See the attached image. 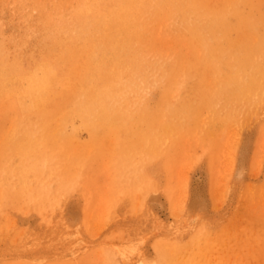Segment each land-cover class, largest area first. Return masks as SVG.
I'll return each instance as SVG.
<instances>
[{"label":"rangeland","instance_id":"1","mask_svg":"<svg viewBox=\"0 0 264 264\" xmlns=\"http://www.w3.org/2000/svg\"><path fill=\"white\" fill-rule=\"evenodd\" d=\"M241 1L243 2L241 3ZM7 2L10 3L8 4ZM151 2L149 1L150 5L155 3L151 4ZM102 3L103 0H84V2L83 0H0V71L4 73V76L0 78V139H2L0 140V174L3 173L0 175V264H139L140 262V264H264V84L262 83L264 75L263 80H258L261 82L259 85L254 86L249 93L238 97L239 99L237 98L225 104L223 99L217 97L212 100V104L211 99L215 95V91H218L224 85L225 77H227L224 73L229 75V70L222 66V70L223 68L225 69V72H222L223 75H215L211 71L210 66L207 65V59H203L204 55L202 56V53H189L191 51L186 44L189 35H186L187 29H184L185 22L176 16L178 13L175 9L164 5L160 10H153L152 7H149L144 11L145 14L140 15V17L144 16L142 18L139 17V23L142 27L141 34L146 32L144 36L147 35V38L143 40V43L146 44L141 43L137 47L136 58L138 62L135 71L125 67L116 69L115 66L108 65L109 67L107 66L105 73L106 77L97 87H94L98 67L95 63L97 58V47H95L97 41L95 40L97 39L94 30L95 26L92 22L95 20L96 15L101 12V9L104 8L101 5ZM231 3H233L234 9L236 8L235 10H239L242 20L235 15H231V18L229 17L230 22L228 21L225 39L229 42H235V45L242 43L241 48L252 45L257 48L263 44L259 49L264 50V16L260 14L264 12V0H232ZM253 3L254 5L252 6ZM24 6L25 8L23 9ZM104 6L110 7V0H107ZM78 8L80 9L77 10ZM116 10L119 11L118 8ZM120 11H123V9ZM169 11L173 12L170 13ZM248 12H251L250 15H248ZM165 13H170L167 16L171 20L174 19V21L166 17ZM88 15L89 18H87ZM136 15L137 13L134 16ZM155 15L158 17H155ZM163 16L167 18L165 19L167 21L161 20ZM248 16L251 17L246 18ZM258 17L261 20L259 22L256 20ZM88 19L92 22L90 23V20L88 22ZM140 19L145 20L141 21ZM246 19L250 21L252 19L254 23L250 21L248 23ZM244 21L246 22L245 24L243 23ZM15 22L19 23L16 24ZM230 23L234 25H230ZM163 24L166 26L165 28ZM174 25H177L179 30L176 27L173 29ZM253 25L254 27H251ZM84 26L86 29H84ZM1 27H4V30ZM151 27H153L152 30ZM250 27L251 30H249ZM80 28L83 30L81 31ZM144 28L146 31H144ZM254 28H256L257 33ZM147 31L150 33V37ZM169 31L170 33H168ZM82 33L85 36L90 34L89 39L91 41L79 38L78 35H82ZM247 33L250 35L252 33V35L250 36ZM7 35L8 38L6 37ZM260 37H262V40ZM159 39L161 40L160 42L158 41ZM256 40L257 44L261 42L258 46L254 42ZM259 40L261 41L259 42ZM172 42L175 44L174 47L170 46L173 44ZM78 47L79 49L82 48L79 50ZM90 47L93 48L91 49ZM82 49H84V52ZM168 50L171 52H168ZM160 51L163 52L161 53ZM140 53L143 55L141 56ZM232 53L233 56H231ZM230 56L231 59L229 58ZM71 57L72 61H70ZM200 57H202V60ZM233 57H235V53L228 49L225 53L224 61H232ZM151 59H154L156 63L153 62L154 60L151 61ZM257 59V63L264 64V56L260 54ZM172 62L177 68L179 65H187L186 67L193 76L191 81L188 79L183 81L182 78L181 81L174 85L165 82L164 73L165 75L166 73H173V71L171 72ZM140 63L141 65L143 64L142 71H140ZM65 64L68 69L64 66ZM188 64H191L192 67ZM50 68L52 75L56 76L57 81L60 83L56 87L57 90L55 88L57 92L55 93L56 95L54 94V98L50 97V102H45L46 109H33L32 112V109L23 108L20 104V99L21 101H26V103L28 101L24 95L28 80L36 74L39 75L42 72L51 71ZM163 71L165 72L162 74ZM147 73L150 74L148 75ZM198 78H200V81ZM132 80L138 81V83L134 82L133 85L130 83ZM4 81L5 83H3ZM119 81H124L122 82L124 84L116 85ZM145 82L148 84H145ZM129 84L132 86H127ZM103 88H114L115 96L117 94L114 104L122 110L119 115L117 114L114 118L105 115L102 117L103 119L98 117V120L93 113L88 115L89 117L85 116L86 118H83V120L79 116L76 118L70 115L81 101H85L87 98L91 99L95 90L98 91ZM196 89L198 92H196ZM204 89L205 92L201 93ZM125 90L126 92H124ZM11 92L13 93L11 94ZM60 93L62 95L59 96ZM123 97L125 100L122 99ZM129 97L131 98L128 100ZM159 99L160 102L158 101ZM198 99L200 101L197 105L195 102H198ZM138 100L141 104H138ZM130 102L131 105H129ZM208 103H210V107ZM194 105L196 108H193ZM128 106L132 107L129 108ZM180 106H184V108L188 106L189 109L186 108L184 112L186 114L189 112L190 118L192 116L196 121L180 114L174 115L171 113L175 107ZM233 107L234 109L232 110L231 108ZM131 108H133L132 111ZM168 108H170L169 112ZM162 109L165 111L163 110V112ZM42 110L46 113L41 114ZM124 110L127 111L126 114ZM193 111L196 112L194 113ZM151 113L156 116H151ZM161 113L166 116L163 117ZM216 113L219 114L217 115L218 117ZM220 113H222L221 116ZM226 113L227 119L223 120L224 117L226 118ZM127 114L131 116L128 118ZM223 115L225 116L223 117ZM118 116L121 118L119 119ZM182 116L184 119H182ZM158 117L160 118L158 119ZM165 117L169 119H165L167 122L164 120ZM124 118L127 121H124L126 120ZM171 118L172 120L170 121ZM21 119L24 122L22 124ZM180 120L187 121L181 122ZM173 121L176 124L178 123V126ZM187 122L189 125L186 126L184 123L188 124ZM139 123L141 124L139 125ZM198 124L201 127H198ZM211 124L213 126L215 124V127ZM163 125L164 127L167 126L168 129L167 127L163 128ZM231 125L232 127H230ZM53 127H57L55 128L57 130L55 131ZM179 128H183L184 131L182 129L178 131ZM145 134L147 135L144 136ZM177 134H179L178 137H176ZM114 135L116 136L114 137ZM167 135L171 137H167ZM143 136L147 137V140H144ZM158 140L160 143H158ZM178 140L180 143H178ZM163 142L164 144H162ZM215 142H218V144ZM192 143L195 144L192 146ZM32 146L37 148L40 156L46 155L50 159L49 167H44L46 168L45 172L41 174L37 173L36 169H30L28 176L23 177L22 169L28 168L26 163L31 160L32 154H28ZM161 147L164 151L162 149L159 150ZM92 148L94 152H92ZM73 149L75 150L73 151ZM175 152L176 154H174ZM85 153L88 154L85 155ZM122 154H125V157ZM154 154L155 156H153ZM114 155L115 157H113ZM156 156L158 157L156 158ZM140 157H143L142 161H140ZM144 157L147 158V163ZM148 158L155 161H150ZM136 161H139L142 166ZM40 167L42 166H38L37 169H40ZM131 169L137 176L134 177L135 174L132 173ZM167 173L168 175L166 176ZM146 174L147 177L145 176ZM139 179L142 180H140L142 183ZM168 182L170 183L168 184ZM139 183L141 188L138 187ZM107 187H109V190H107ZM146 187L149 188L146 189ZM116 188H118L117 191ZM125 188L128 198L125 195ZM128 188L131 190L129 194ZM137 188L140 191H137ZM83 191L85 192L84 194ZM67 192L70 194L69 196ZM113 192L114 195L116 193L115 196L111 195ZM175 192L178 194L175 195ZM1 194H3L2 197ZM130 194L132 195L131 197ZM100 199L105 201V203L102 201L99 205ZM98 205L103 210L109 208V213H107V210L103 211L98 208ZM21 207L22 209H20ZM130 248H133L132 251ZM101 250L104 251L102 252Z\"/></svg>","mask_w":264,"mask_h":264},{"label":"bare ground","instance_id":"2","mask_svg":"<svg viewBox=\"0 0 264 264\" xmlns=\"http://www.w3.org/2000/svg\"><path fill=\"white\" fill-rule=\"evenodd\" d=\"M12 1V0H11ZM22 1V0H21ZM39 1V0H38ZM78 1V0H77ZM106 1L107 0H103V3L101 4V5H103V9H101V12H99L97 15H96V17H95V20L92 22L91 20H93L92 18H91V20L90 19H88V22H89V20H90V23L92 22V23H94V26H95V33H96V39L97 40H95V41H97V45H95V47H97V51H96V53H97V58H96V60H95V63H96V65H97V69H98V74H97V77H96V84H95V86L94 87H97V85H99L102 81H103V79H104V77H106L105 76V73H106V68H107V66L108 65H113V66H115L116 67V69H118V68H120V67H125V68H128L129 70H131V71H135V69L137 68V58H136V51H137V47L138 46H140V44L141 43H143L144 41V38H147L146 36H144V34H146V32L144 33V34H141V32H142V30H141V24L139 23V17H140V15L141 14H145V12L144 11H146V9L147 8H149V7H152V9L153 10H160V9H162L163 7H164V5H167L168 7H171V9H175L176 10V12L178 13V15H176V13H175V15L176 16H178L180 19H181V21H184L185 22V27H184V29L187 31V34L186 35H189V38L187 39V42H186V44L188 45V48H190V51L191 52H189V53H191V54H195V53H202V56L204 55V58L203 59H207V61H206V63H207V65L208 66H210V69H211V71L213 72V73H215V75L217 74V75H220V76H222L223 74H222V72H225V69L227 70H229V75H227L226 73H224V75H226L227 77H225V83H224V85L221 87V89H219L218 91H215V95H214V93H213V97H212V99H211V103H212V100H214L215 98H217V97H219V99L221 98V99H223V101L225 102V104L226 103H228V102H230V101H233V100H236L238 97H240V96H242V95H244V94H247V93H249L250 91H251V89L254 87V86H256V85H259V83H261L260 81H261V79L263 78V75H264V64L263 63H257L256 62V59L257 58H259V55L261 54L262 56H264V50L263 49H259V48H261V46H263V44L259 47L258 45L261 43L260 41L262 40L261 38L262 37H260V39L261 40H259V44H257L258 42H257V40L256 41H254V42H256L255 44H257V48H255V47H253V45L252 46H243L242 48H241V44L242 43H239L238 45H235L233 42H229V41H227L226 39H225V37H226V31L228 30V23L230 22L229 21V17L231 16V15H235V16H237L238 18H240L241 20H242V17L240 16V14H239V10H235L234 9V5H233V3H231V1L230 0H110V2H111V6L109 7V6H104L105 4H106ZM149 1L151 2V4L153 3V2H155V3H153L152 5H150V3H149ZM238 1V0H237ZM246 1H248V0H246ZM43 2V1H42ZM58 2V1H57ZM83 2H84V0H83ZM90 2V1H89ZM88 2V3H89ZM234 2V1H233ZM236 2V1H235ZM243 1H241V3H242ZM254 2V1H253ZM8 3V2H7ZM10 3V2H9ZM8 3V4H9ZM16 3V2H15ZM21 3V2H20ZM30 3V2H29ZM64 3V2H63ZM62 3V4H63ZM75 3V2H74ZM80 3V2H79ZM85 3H86V1H85ZM94 3V2H93ZM259 3V2H258ZM36 4V3H35ZM46 4V3H45ZM48 4V3H47ZM52 4V3H51ZM55 4V3H54ZM71 4V3H70ZM69 4V5H70ZM77 4V3H76ZM84 4V3H83ZM247 4H249V3H247ZM65 5V4H64ZM254 5V3L252 4V6ZM3 6V5H2ZM6 6H7V4H6ZM59 6H61V5H59ZM63 6V5H62ZM73 6V5H72ZM77 6V5H76ZM81 6H83V5H81ZM91 6V5H90ZM100 6V5H99ZM14 7V6H13ZM21 7V6H20ZM51 7V6H50ZM89 7V6H88ZM88 7H86V8H88ZM92 7V6H91ZM173 7V8H172ZM244 7V6H243ZM242 7V8H243ZM4 8V7H3ZM25 8V6L23 7V9ZM70 8V7H69ZM116 8H118L119 9V11H115V9ZM248 8V7H247ZM255 8V7H254ZM254 8H252V9H254ZM5 9V8H4ZM13 9V8H12ZM28 9H30V8H28ZM45 9H46V7H45ZM57 9V8H56ZM80 8H78L77 10H79ZM123 9V11H120V10H122ZM244 9V8H243ZM3 10V9H2ZM14 10H16V9H14ZM96 10V9H95ZM100 10V9H99ZM149 10H151V9H149ZM167 10V9H166ZM170 10V9H169ZM89 11V10H88ZM152 11V10H151ZM150 11V12H151ZM246 11H247V9H246ZM251 11V10H250ZM42 12V11H41ZM58 12V11H57ZM62 12V11H61ZM98 12V11H97ZM170 12V11H169ZM171 12H173V11H171ZM170 12V13H171ZM24 13V12H23ZM50 13V12H49ZM67 13H69V12H67ZM87 13V12H86ZM137 13V15L136 16H134L135 14ZM139 13V14H138ZM149 13V12H148ZM161 13H162V11H161ZM160 13V14H161ZM170 13H165L166 14V17H168L167 15L168 14H170ZM250 13L251 12H248V15H250ZM259 13H260V11H259ZM3 14V13H2ZM1 14V15H2ZM10 14V13H9ZM47 14V13H46ZM73 14V13H72ZM92 14V13H91ZM157 14H158V12H157ZM164 14V13H163ZM173 14V13H172ZM260 14H263L262 16H264V12L263 13H260ZM14 15V14H13ZM26 15V14H25ZM49 15V14H48ZM63 15V14H62ZM85 15V14H84ZM162 15V14H161ZM174 15V16H175ZM257 15V14H256ZM17 16V15H16ZM22 16V15H21ZM95 16V15H94ZM144 16V15H143ZM143 16H141L140 18H142ZM153 16V15H152ZM152 16H151V19H152ZM160 16V15H159ZM175 16V17H176ZM261 16V17H262ZM9 17H10V15H9ZM32 17V16H31ZM41 17V16H40ZM63 17V16H62ZM71 17V16H70ZM69 17V18H70ZM134 17V18H133ZM155 17H158L157 15H155ZM232 17V16H231ZM230 17V18H231ZM244 17H245V14H244ZM249 17H251V16H248V17H246V18H249ZM14 18V17H13ZM68 18V19H69ZM79 18H80V16H79ZM87 18H89V15L87 16ZM160 18V17H159ZM169 19H170V17H168ZM173 18V17H172ZM235 18V17H234ZM36 19V18H35ZM71 19V18H70ZM81 19V18H80ZM83 19V18H82ZM158 19V18H157ZM161 19V18H160ZM164 19V22L165 21H167V20H165V19H167V18H165L164 16H163V18L161 19V20H163ZM176 19V18H175ZM197 19V20H196ZM244 19V18H243ZM19 20V19H18ZM17 20V21H18ZM25 20V19H24ZM28 20V19H27ZM30 20V19H29ZM75 20V19H74ZM141 20V19H140ZM145 20V19H144ZM144 20H141V21H144ZM171 20V19H170ZM169 20V21H170ZM178 20V19H177ZM237 20V19H236ZM239 20V19H238ZM256 20H258L257 22H259V20H260V18L258 17V19L256 18ZM256 20H255V22H256ZM3 21V20H2ZM10 21V20H9ZM26 21V20H25ZM24 21V22H25ZM86 21V20H85ZM140 21V22H141ZM155 21V20H154ZM171 21H174V19L173 20H171ZM176 21V20H175ZM229 21V22H228ZM246 21L249 23V21L250 20H248V19H246ZM254 20H252L251 19V23L253 22ZM261 21V20H260ZM27 22V21H26ZM63 22H65V21H63ZM76 22V21H75ZM88 22H86V23H88ZM162 22V21H161ZM263 22V21H262ZM16 23V22H15ZM19 23V22H18ZM18 23H16V24H18ZM141 23H145V22H141ZM153 23V22H152ZM151 23V24H152ZM237 23V22H236ZM244 24L246 23L245 21L243 22ZM247 23V24H248ZM254 23V22H253ZM2 24V23H1ZM76 24V23H75ZM74 24V25H75ZM79 24V23H78ZM158 24H159V22H158ZM172 24V23H171ZM183 24V23H182ZM232 23H230V25H231ZM262 24V23H261ZM20 25V24H19ZM58 25V24H57ZM66 25V24H65ZM83 25V24H82ZM164 25V24H163ZM162 25V26H163ZM232 25H234V24H232ZM250 25V24H249ZM263 25H264V22H263ZM16 26V25H15ZM18 26V25H17ZM25 26V25H24ZM62 26V25H61ZM70 26H71V23H70ZM69 26V27H70ZM93 26V27H94ZM143 26V25H142ZM146 26V25H145ZM169 26V25H168ZM182 26V25H181ZM246 26H248V25H246ZM22 27H23V25H22ZM51 27V26H50ZM53 27V26H52ZM76 27V26H75ZM79 27H81L80 25H79ZM92 27V26H91ZM157 27V26H156ZM160 27V26H159ZM166 26L164 25V28H165ZM175 27H176V29L177 30H179V28L177 27V25L175 26L174 25V28L173 29H175ZM243 27V26H242ZM249 27V26H248ZM251 27H254V25L253 26H251ZM251 27L249 28V30H251ZM263 27V26H262ZM2 28V27H1ZM4 28V27H3ZM2 28V29H3ZM20 28V27H19ZM61 28V27H60ZM64 28V27H63ZM71 28V27H70ZM154 28H155V26H154ZM264 28V27H263ZM66 29V28H65ZM74 29V28H73ZM76 29V28H75ZM84 29H86L85 28V26H84ZM93 29H91V30H93ZM153 29V27H151V30ZM182 29V28H181ZM247 29V28H246ZM4 30V29H3ZM2 30V31H3ZM25 30V29H24ZM69 30V29H68ZM80 30H81V28H80ZM83 30V29H82ZM81 30V31H82ZM168 30V29H167ZM184 30V31H185ZM254 30H255V32H256V28H254ZM1 31V32H2ZM22 31V30H21ZM34 31V30H33ZM62 31V30H61ZM144 31H146L145 30V28H144ZM185 31V32H186ZM244 31V30H243ZM14 32V31H13ZM23 32V31H22ZM30 32V31H29ZM71 32V31H70ZM74 32V31H73ZM78 32H80V31H78ZM89 32V31H88ZM148 32V31H147ZM152 32V31H151ZM173 32V31H172ZM183 32V31H182ZM248 32V31H247ZM77 33V32H76ZM93 33V32H92ZM154 33V32H153ZM161 33H162V31H161ZM168 33H170V31L168 32ZM226 33V34H225ZM245 33V32H244ZM257 33V32H256ZM3 34V33H2ZM23 34V33H22ZM62 34V33H61ZM85 34V33H84ZM150 33L148 32V35H149ZM235 34V33H234ZM247 34H249V33H247ZM260 34V33H259ZM263 34V33H262ZM12 35V34H11ZM35 35H37V34H35ZM67 35V34H66ZM88 36H85V35H83V33H82V35H78L79 36V38H82V39H84V40H90L89 39V35L90 34H87ZM91 35H94V34H91ZM156 35H157V33H156ZM163 35V34H162ZM180 35H181V33H180ZM184 35V34H183ZM240 35V34H239ZM250 35V34H249ZM249 35H247V36H249ZM251 35H252V33H251ZM250 35V36H251ZM254 35V34H253ZM258 35V34H257ZM256 35V36H257ZM154 36V35H153ZM158 36V35H157ZM179 36V35H178ZM241 36V35H240ZM240 36H238V37H240ZM245 36V35H244ZM7 38H8V35L6 36ZM13 37V36H12ZM20 37V36H19ZM30 37V36H29ZM28 37V38H29ZM37 37V36H36ZM149 37H150V35H149ZM163 37V36H162ZM182 37H184V36H182ZM233 37V36H232ZM237 37V38H238ZM27 38V37H26ZM70 38V37H69ZM164 38V37H163ZM175 38H177V37H175ZM175 38H173L174 40H175ZM187 38V37H186ZM185 38V39H186ZM4 39H5V36H4ZM49 39V38H48ZM57 39V38H56ZM72 39V38H71ZM74 39V38H73ZM154 39V38H153ZM165 39H166V37H165ZM234 39V38H233ZM242 39V38H241ZM258 39V38H257ZM26 40H28V39H26ZM179 40V39H178ZM181 40V39H180ZM9 41V40H8ZM29 41V40H28ZM71 41V40H70ZM76 41V40H75ZM78 41V40H77ZM82 41V40H81ZM91 41V40H90ZM159 42L161 41L160 39L158 40ZM183 41V40H182ZM234 41H236V40H234ZM238 41V40H237ZM4 42V41H3ZM2 42V43H3ZM44 42V41H43ZM48 42V41H47ZM63 42H64V40H63ZM72 42V41H71ZM84 42V41H83ZM146 42V41H145ZM165 42V41H164ZM171 42V41H170ZM169 42V43H170ZM242 42H243V40H242ZM253 42V41H252ZM16 43V42H15ZM22 43V42H21ZM49 43V42H48ZM53 43V42H52ZM89 43V42H88ZM93 43V42H92ZM96 43V42H95ZM173 44L172 45H170V46H172V47H174V42H172ZM175 43H177V42H175ZM4 44V43H3ZM7 44V43H6ZM50 44V43H49ZM143 44H146V43H143ZM163 44H165V43H163ZM2 45V44H1ZM41 45V44H40ZM54 45H56V44H54ZM91 45H93V44H91ZM6 46H8V45H6ZM14 46V45H13ZM25 46V45H24ZM52 46H53V44H52ZM86 46V45H85ZM69 47V46H68ZM88 47V46H87ZM94 47V46H93ZM92 47V48H93ZM3 48V47H2ZM7 49H8V47H6ZM82 48V47H81ZM80 48V49H81ZM91 48V47H90ZM89 48V49H90ZM91 48V49H92ZM142 48V47H141ZM186 48V47H185ZM187 48V49H188ZM77 49V48H76ZM78 49H79V47H78ZM79 49V50H80ZM184 49V48H183ZM182 49V50H183ZM229 49V51L230 50H232V52H234L235 53V57H233V60L231 61V60H226V61H224V57H225V53H226V51ZM79 50H77V51H79ZM84 49H82V51H83ZM86 50V49H85ZM139 50V49H138ZM142 50V49H141ZM4 51V50H3ZM145 51H147V50H145ZM155 52H156V50H154ZM170 50H168V52H169ZM184 51H185V49H184ZM183 51V52H184ZM196 51V52H195ZM6 52H7V50H6ZM11 52H12V50H11ZM21 52V51H20ZM19 52V53H20ZM84 52V51H83ZM88 52V51H87ZM149 52V51H148ZM161 53L163 52V51H160ZM171 52V51H170ZM15 53V52H14ZM79 53V52H78ZM147 53V52H146ZM186 53V52H185ZM3 54V53H2ZM9 54V53H8ZM46 54V53H45ZM62 54V53H61ZM81 54H82V52H81ZM141 54V56L143 55L142 53H140ZM176 54V53H175ZM7 55V54H6ZM76 55V54H75ZM75 55H74V57H75ZM160 55V54H159ZM161 55H163V54H161ZM174 55V54H173ZM230 55V54H229ZM3 56V55H2ZM9 56V55H8ZM43 56V55H42ZM77 56H79V55H77ZM186 56H188V55H186ZM186 56H184V57H186ZM231 56H233V53H232V55ZM231 56L229 57L230 59H231ZM258 56V57H257ZM13 57V56H12ZM33 57H34V55H33ZM73 57V56H72ZM72 57H71V60L70 61H72ZM80 57H81V55H80ZM138 57V56H137ZM171 57V56H170ZM182 57V56H181ZM191 58H192V56H190ZM189 57V58H190ZM194 57V56H193ZM228 57V56H227ZM257 57V58H256ZM186 58H188V57H186ZM202 57H200V59H201ZM227 59V58H226ZM5 60V59H4ZM8 60V59H7ZM13 60H14V58H13ZM22 60V59H21ZM33 60V59H32ZM65 60H67V59H65ZM68 60V61H69ZM76 60H78V59H76ZM146 60V59H145ZM154 60V59H153ZM152 59H151V61H153ZM186 60V59H185ZM198 60V59H197ZM196 60V61H197ZM202 60V59H201ZM200 60V61H201ZM258 60V59H257ZM3 61V60H2ZM141 62L143 61V60H140ZM146 61H148V60H146ZM176 61V60H175ZM174 61V62H175ZM183 61V60H182ZM181 61V62H182ZM259 61V60H258ZM14 62H16V61H14ZM144 62V61H143ZM149 62V61H148ZM148 62H146V63H148ZM153 62H155V60L153 61ZM160 62V61H159ZM174 62H172V64L171 65H173L174 64ZM190 62H191V60H190ZM190 62H188V63H190ZM204 62V61H203ZM5 63H7V62H5ZM11 63V62H10ZM38 63V62H37ZM41 63V62H40ZM39 63V64H40ZM45 63V62H44ZM64 63V62H63ZM145 63V62H144ZM151 63V62H150ZM156 63V62H155ZM158 63V62H157ZM195 63V62H194ZM198 63H201V62H198ZM9 64V63H8ZM71 64V63H70ZM184 64V63H183ZM192 64V63H191ZM191 64H188V65H191ZM7 65V64H6ZM12 65V64H11ZM18 65V64H17ZM22 65V64H21ZM45 65V64H44ZM193 65V64H192ZM192 65H191V67H192ZM64 66H66V64L64 65ZM142 66H143V64L141 65V63L139 64V67H140V71H142ZM156 66V65H155ZM154 66V67H155ZM160 66V65H159ZM169 66V65H168ZM187 66V65H186ZM186 66H184V65H182V66H180L179 65V67L177 68V66L176 65H173L172 67H171V72L173 71V73L172 74H170V73H166V75H165V71H163L162 72V74L164 73V75L163 76H165L164 78V81L165 82H167V83H169V84H171V85H174V84H177L179 81H181V79L183 80V81H186L187 79L189 80V81H191V79L193 78V76L190 74V71H189V69L186 67ZM200 66V65H199ZM222 66H224V68H223V70H222ZM2 67H3V65H2ZM8 67V66H7ZM14 67H15V65H14ZM17 67V66H16ZM19 67V66H18ZM37 68H38V66H36ZM35 67V68H36ZM41 67V66H40ZM109 67V66H108ZM170 67V66H169ZM196 66H195V64H194V68H195ZM10 69H11V67H9ZM61 68V67H60ZM66 68L68 69V67L66 66ZM164 68V67H163ZM193 68V69H194ZM201 68V67H200ZM24 69V68H23ZM34 69V68H33ZM43 69H44V67H43ZM66 69V71H68ZM70 69V68H69ZM109 69V68H108ZM152 69V68H151ZM150 69V70H151ZM158 69V68H157ZM197 69H198V67H197ZM196 69V70H197ZM35 71H36V69H34ZM50 70H51V68H50ZM120 70V69H119ZM202 70H203V68H202ZM20 71V70H19ZM18 71V72H19ZM38 71V70H37ZM43 71V70H42ZM125 71H127V70H125ZM125 71H123V72H125ZM211 71H210V73H211ZM22 72V71H21ZM26 72H29V71H26ZM55 72V71H54ZM130 72V71H129ZM147 72V71H146ZM152 72V71H151ZM201 72V71H200ZM199 72V73H200ZM15 73H16V71H15ZM29 73H31V72H29ZM35 73V72H34ZM38 73V72H37ZM69 73V72H68ZM138 73H139V71H138ZM153 73V72H152ZM209 73V74H210ZM144 74V73H143ZM148 74V73H147ZM150 74V73H149ZM148 74V75H149ZM56 75V74H55ZM147 75V76H148ZM175 77H174V76ZM192 77H191V76ZM4 76V73H2L1 71H0V78H2ZM29 76V75H28ZM155 76V75H154ZM65 77V76H64ZM73 77V76H72ZM115 77L117 78V75L115 74ZM159 77V76H158ZM161 77V76H160ZM189 77H191L190 79H189ZM198 77H200V76H198ZM216 77V76H215ZM224 77V76H223ZM222 77V78H223ZM23 78H25V77H23ZM71 78V77H70ZM121 78V77H120ZM201 78V77H200ZM200 78H198L199 79V81H200ZM217 78V77H216ZM109 79V78H108ZM149 79V78H148ZM210 79V78H209ZM18 80H19V78H18ZM94 80V79H93ZM126 80V79H125ZM124 80V81H125ZM128 80V79H127ZM154 80V79H153ZM161 80V79H160ZM163 80V79H162ZM223 80H224V78H223ZM258 80H260V81H258ZM263 80V79H262ZM23 81H25V80H23ZM66 81V80H65ZM95 81V80H94ZM110 81V80H109ZM124 81H122V82H124ZM158 81H159V79H158ZM264 81V80H263ZM262 81V83L264 84V82ZM26 82V81H25ZM25 82H24V84H25ZM63 82V81H62ZM69 82V81H68ZM68 82H66V83H68ZM112 82V81H111ZM110 82V83H111ZM122 82H117L116 83V85H118V86H120V85H122V84H124V83H122ZM135 81H130V83L131 84H133ZM141 82H143V81H141ZM163 82V81H162ZM188 82V81H187ZM214 82V81H213ZM3 83H5V81L3 82ZM135 83H138V81H136ZM155 83V82H154ZM161 83V82H160ZM164 83V82H163ZM199 83V82H198ZM215 83V82H214ZM23 84V85H24ZM60 83H59V81H57V79H56V76L54 77V75H52V70L51 71H45V72H42L41 74H36V75H34V76H32L29 80H28V83H27V87H26V89H25V91H24V95L27 97V99H28V101H27V103H26V101H21V99H20V104H21V106L23 107V108H26V109H32V112H33V109L34 110H37V109H46V106H45V102L47 103V101L48 102H50L49 100H50V97H53L54 96V94L57 92V91H55V88L57 87V85H59ZM106 84V83H105ZM131 84H129V85H127V86H132ZM145 84H148V83H146L145 82ZM162 84V83H161ZM166 84V83H165ZM185 84V83H184ZM62 85H64V84H62ZM110 85H112V84H110ZM134 85V84H133ZM136 85V84H135ZM168 85V84H167ZM199 85H200V83H199ZM218 85V84H217ZM261 85V84H260ZM107 86H108V84H107ZM117 86V87H118ZM157 86V85H156ZM160 86V85H159ZM158 86V87H159ZM164 86V85H163ZM181 86V85H180ZM69 87V86H68ZM67 87V88H68ZM142 87V86H141ZM152 87V86H151ZM213 87H214V85H213ZM260 87V86H259ZM82 88H83V86H82ZM136 88V87H135ZM135 88H133V89H135ZM145 88H146V85H145ZM257 88H258V86H257ZM59 89V88H58ZM66 89V88H65ZM119 89V88H118ZM130 89V88H129ZM139 89V88H138ZM141 89V88H140ZM153 89H154V87H153ZM152 89V90H153ZM178 89H180V88H178ZM198 89V88H197ZM196 89V90H197ZM255 89H256V87H255ZM56 90H57V88H56ZM82 90V89H81ZM94 90V89H93ZM122 90V89H121ZM136 90H137V88H136ZM158 90V89H157ZM182 90V89H181ZM200 90V89H199ZM217 90V89H216ZM257 90V89H256ZM262 90V89H261ZM260 90V91H261ZM118 91V90H117ZM140 91V90H139ZM139 91H137V92H139ZM176 91V90H175ZM178 91H180V90H178ZM177 91V92H178ZM87 92V91H86ZM124 92H126V90L124 91ZM134 92H136V91H134ZM143 92V91H142ZM153 92V91H152ZM196 92H198V90L196 91ZM202 92H205V89L204 90H202L201 91V93ZM3 93V92H2ZM13 92H11V94H12ZM132 93V92H131ZM140 93V92H139ZM144 93V92H143ZM149 93V92H148ZM176 93V92H175ZM179 93V92H178ZM191 93V92H190ZM194 93V92H193ZM201 93L199 92V94L201 95ZM209 93V92H208ZM211 93V92H210ZM218 93V94H217ZM258 93V92H257ZM88 94V93H87ZM128 94V93H127ZM142 94V93H141ZM145 94H147V93H145ZM153 94V93H152ZM151 94V95H152ZM181 94V93H180ZM261 94V93H260ZM7 95V94H6ZM56 95V94H55ZM60 95H62L61 93L59 94V96ZM128 95H131V94H128ZM135 96H136V94H134ZM149 95V94H148ZM148 95H146V96H148ZM199 95V96H200ZM257 95V94H256ZM116 96H117V94H116ZM116 96H115V94H114V88H109V89H100V90H95V93H94V95L92 96V98L91 99H86L85 101H81L80 103H79V105H78V107L73 111V113H71L70 115L73 117H76L77 118V116H79V117H81V120H83V118L85 119L86 117L85 116H87V117H89L88 115H92V113L93 114H95L96 116H97V120H98V117L99 118H102L103 116H105V115H107V116H109V117H111V118H114L117 114L119 115V113H121L122 112V110L120 109V108H118V107H116L115 106V104H114V100L116 99ZM134 96V97H135ZM153 96V95H152ZM164 96V95H163ZM179 96V95H178ZM191 96H192V93H191ZM58 97V96H57ZM82 97H83V95H82ZM127 97V96H126ZM133 97V98H134ZM159 97V96H158ZM162 97V96H161ZM161 97H160V99H161ZM189 97V96H188ZM260 97V96H259ZM9 98H10V96H9ZM54 98V97H53ZM131 97H129L128 98V100L130 99ZM173 98V97H172ZM123 100H125V98L123 97L122 98ZM146 99H147V97H146ZM145 99V100H146ZM160 99L158 100L159 102H160ZM180 99V98H179ZM183 99V98H182ZM203 99V98H202ZM207 99H208V97H207ZM239 99V98H238ZM1 100V99H0ZM5 100V99H4ZM52 100H54V99H52ZM51 100V101H52ZM120 101H121V99H119ZM123 100H122V102H123ZM132 100V99H131ZM135 100H136V98H135ZM142 100V99H141ZM164 100V99H163ZM172 101H173V99H171ZM185 100V99H184ZM250 100H252V99H250ZM156 101V100H155ZM162 101V100H161ZM179 101V100H178ZM195 101V100H194ZM198 102H195L197 105L199 104V99L197 100ZM205 101V100H204ZM70 102V101H69ZM119 102V101H118ZM141 102V101H140ZM180 102V101H179ZM179 102H177V103H179ZM222 102V101H221ZM223 102V103H224ZM262 102V101H261ZM115 103H117V102H115ZM132 103H134L133 101H132ZM136 103V102H135ZM166 103V102H165ZM172 103V102H171ZM181 103V102H180ZM207 103V102H206ZM118 104V103H117ZM138 104H141V103H139V100H138ZM155 104V103H154ZM193 104H194V102H193ZM209 105V107H210V103H208ZM213 104V103H212ZM214 104H215V101H214ZM59 105V104H58ZM126 105H127V103H126ZM129 105H131V102L129 103ZM135 105V104H134ZM172 105V104H171ZM175 105V104H174ZM173 105V106H174ZM183 105H184V102H183ZM190 105V104H189ZM192 105V104H191ZM204 105H205V103H204ZM242 105V104H241ZM3 106V105H2ZM76 106V105H75ZM141 106V105H140ZM147 106V105H146ZM153 106V105H152ZM160 106V105H159ZM169 106V105H168ZM220 106H221V104H220ZM223 106H224V104H223ZM129 107V106H128ZM130 107H132V106H130ZM129 107V108H130ZM134 107V106H133ZM199 107V106H198ZM198 107H197V110H198ZM206 107V106H205ZM216 107V106H215ZM229 107V106H228ZM240 107V106H239ZM186 108H188V106L187 107H185L184 108V106L183 107H175V109H173L172 111H171V113L172 114H180V115H183V116H185V117H189L190 118V115H188V113L189 112H187V114L184 112L185 111V109ZM193 108H196V106L194 105V107ZM208 108V107H207ZM241 108V107H240ZM250 108V107H249ZM123 109H124V106H123ZM132 109L133 108H131V111H132ZM153 109V108H152ZM167 109V108H166ZM189 109V108H188ZM203 109V108H202ZM232 110L234 109V107L233 108H231ZM127 110V109H126ZM164 109H162V111H163ZM169 110H170V108H168V112H169ZM193 110V109H192ZM195 110V109H194ZM208 110H210L209 108H208ZM231 110V111H232ZM60 111V110H59ZM58 111V112H59ZM72 111V110H71ZM125 111V110H124ZM128 111V110H127ZM127 111H125V114L127 113ZM135 111V110H134ZM151 111V110H150ZM165 111V110H164ZM163 111V112H164ZM167 111V110H166ZM190 111V110H189ZM226 111V110H225ZM242 111V110H241ZM247 111V110H246ZM50 112H51V110H50ZM167 112V113H168ZM192 112V111H191ZM194 113L196 112V111H193ZM204 112V111H203ZM220 112V111H219ZM249 112V111H248ZM254 112H255V110H254ZM19 113V112H18ZM46 112L44 111V110H42L41 111V114H45ZM148 113V112H147ZM206 113V112H205ZM233 113V112H232ZM50 114H52V113H50ZM49 114V115H50ZM67 114V113H66ZM149 114V113H148ZM163 113H161V115H162ZM191 114V113H190ZM197 114V113H196ZM195 114V115H196ZM215 114V113H214ZM221 114L222 113H220V116H221ZM241 114H243V113H241ZM24 115V114H23ZM32 115V114H31ZM38 115V114H37ZM122 115H124V114H122ZM179 115V116H180ZM192 115V114H191ZM207 115V114H206ZM210 115V114H209ZM217 115H219V114H217L216 113V116ZM33 116H35V115H33ZM51 116V115H50ZM127 116H128V118H129V116H131V115H129V114H127ZM145 116V115H144ZM151 116H156L155 114H152L151 113ZM163 116V115H162ZM164 116H166V115H164ZM163 116V117H164ZM170 116H171V114H170ZM182 116V117H183ZM201 116V115H200ZM213 116V115H212ZM225 115H223V117H224ZM240 116V115H239ZM67 117V116H66ZM92 117V116H91ZM124 117V116H123ZM181 117V118H182ZM196 117V116H195ZM202 117V116H201ZM205 117V116H204ZM218 117V116H217ZM216 117V118H217ZM93 118V117H92ZM118 118L120 119L121 117H119L118 116ZM149 118V117H148ZM147 118V119H148ZM160 117H158V119H159ZM212 118V117H211ZM64 119V118H63ZM88 119V118H87ZM103 119V118H102ZM124 119H126V118H124ZM145 119V118H144ZM167 120L168 118H164V120ZM178 119V118H177ZM180 119V118H179ZM182 119H184V117L182 118ZM190 119H192L193 121H196V119L194 120V117H192L191 116V118ZM213 119V118H212ZM212 119H211V121H212ZM225 119H227V113H226V118L224 117V119L223 120H225ZM245 119H246V116H245ZM23 119H21V124H22V121ZM79 120V119H78ZM89 120V119H88ZM109 120V119H108ZM163 120V121H164ZM165 120V121H166ZM169 120V119H168ZM172 120V118L170 119V121ZM188 120V119H187ZM187 120H184V121H187ZM210 120V119H209ZM208 120V121H209ZM217 120H219V119H217ZM221 120V122H222V118L220 119ZM12 121V120H11ZM32 121V120H31ZM104 121V120H103ZM124 121H127V119L126 120H124ZM145 121V120H144ZM169 121V122H170ZM176 121V120H175ZM181 121V120H180ZM184 121H181V122H184ZM199 121H201V120H199ZM56 122V121H55ZM81 122V121H80ZM161 122V121H160ZM167 122V121H166ZM174 122V121H173ZM189 122V121H188ZM187 122V123H188ZM210 122V121H209ZM208 122V123H209ZM213 122H214V120H213ZM220 122V121H219ZM24 123V122H23ZM51 123H52V121H51ZM59 123V122H58ZM147 123V122H146ZM165 123V122H164ZM175 123V122H174ZM173 123V125H174V127H175V124ZM212 123V122H211ZM20 124V125H21ZM53 124V123H52ZM72 124V123H71ZM82 125H83V123H81ZM87 124H88V121H87ZM124 124V123H123ZM133 124H134V122H133ZM141 123H139V125H140ZM168 124H170V123H168ZM168 124H165V125H168ZM178 124V123H177ZM176 124V125H177ZM186 126L187 125H189V123L188 124H186V123H184ZM194 124H195V122H194ZM216 124V123H215ZM215 124H214V126L213 127H215ZM219 125H222V124H220V123H218ZM224 124V123H223ZM233 124V123H232ZM36 125H38V123H36ZM69 125V124H68ZM11 126V125H10ZM42 126V125H41ZM56 126H57V123H56ZM62 126L64 127V124L62 123ZM86 126V125H85ZM84 126V127H85ZM100 126V125H99ZM124 126V125H123ZM178 126V125H177ZM176 126V127H177ZM191 126V125H190ZM234 126V125H233ZM59 127V126H58ZM68 127V126H67ZM90 127V126H89ZM134 127V126H133ZM136 127V126H135ZM162 127V126H161ZM167 127V126H166ZM166 127H164V125H163V128H166ZM198 127H201L199 124H198ZM211 127V126H210ZM221 127H223V126H221ZM220 127V128H221ZM230 127H232V125L230 126ZM39 128H41V127H39ZM54 129L55 128H57V127H53ZM60 128V127H59ZM71 128V127H70ZM194 128H195V126H194ZM212 128V127H211ZM12 129H14V128H12ZM23 129V128H22ZM62 129H64V128H62ZM82 129V128H81ZM89 129V128H88ZM112 129V128H111ZM136 129V128H135ZM150 129V128H149ZM156 129V128H155ZM167 129H168V127H167ZM172 130H173V128H171ZM181 129H182V131H184L183 130V128H179L178 129V131H181ZM196 129V128H195ZM10 130H11V127H10ZM34 130H35V128H34ZM37 130V129H36ZM39 130V129H38ZM57 129H55V131H56ZM65 130V129H64ZM72 130H74V129H72ZM83 130V129H82ZM96 130V129H95ZM197 130V129H196ZM209 130H210V128H209ZM214 130V129H213ZM29 131V130H28ZM54 131V132H55ZM87 131V130H86ZM92 131V130H91ZM111 131V130H110ZM133 131H134V129H133ZM152 131V130H151ZM157 131V130H156ZM155 131V133H157ZM162 131V130H161ZM169 131V130H168ZM177 131V130H176ZM175 131V133H177ZM190 131H192L191 129H190ZM189 131V132H190ZM198 131V130H197ZM208 131V130H207ZM34 132V131H33ZM36 132H38V131H36ZM65 132H67V131H65ZM69 132H71L70 130H69ZM75 132V131H74ZM113 132V131H112ZM123 132V131H122ZM160 132V131H159ZM163 133H164V131H162ZM187 132V131H186ZM12 133V132H11ZM59 133H60V131H59ZM115 133V132H114ZM124 133V132H123ZM141 133V132H140ZM163 133H162V137H163ZM193 133V132H192ZM198 133V132H197ZM209 133V132H208ZM211 133V132H210ZM215 133V132H214ZM216 133H217V130H216ZM215 133V134H216ZM18 134V133H17ZM27 134H29L28 132H27ZM49 134V133H48ZM113 134V133H112ZM111 134V135H112ZM125 134V133H124ZM126 134H127V132H126ZM143 134V133H142ZM148 134V133H147ZM147 134H145L144 136H146ZM152 134V133H151ZM150 134V135H151ZM159 134V133H158ZM168 134V133H167ZM171 134V133H170ZM182 134H184L183 132H182ZM188 134V133H187ZM191 134V133H190ZM195 134V133H194ZM207 134V133H206ZM32 135V134H31ZM33 135H35V134H33ZM37 135V134H36ZM136 135V134H135ZM154 135V134H153ZM157 135V134H156ZM156 135H155V138H156ZM165 135V134H164ZM172 135V134H171ZM13 136V135H12ZM42 136H43V133H42ZM65 136V135H64ZM116 135H114V137H115ZM143 136V137H144ZM171 137L170 135H167V137ZM179 136V134H177V136L176 137H178ZM180 136H181V134H180ZM185 136V135H184ZM193 136H195V135H193ZM202 136H203V133H202ZM215 136V135H214ZM213 136V137H214ZM3 137V136H2ZM14 137V136H13ZM17 137V136H16ZM33 137V136H32ZM91 137V136H90ZM118 137H119V135H118ZM142 137V136H141ZM154 137V136H153ZM175 137V138H176ZM199 137V136H198ZM10 138V137H9ZM8 138V139H9ZM15 138V137H14ZM13 138V139H14ZM40 138H42V137H40ZM112 138V137H111ZM135 138H137V137H135ZM145 138V137H144ZM143 138V139H144ZM151 138V137H150ZM159 138V137H158ZM189 138H191V137H189ZM194 138V137H193ZM27 139H29V138H27ZM30 139H31V137H30ZM123 139V138H122ZM138 139V138H137ZM161 139V138H160ZM159 139V140H160ZM164 139H165V137H164ZM164 139H162V140H164ZM174 139V138H173ZM185 139H186V137H185ZM199 139V138H198ZM200 139H201V137H200ZM206 139H207V137H206ZM214 139V138H213ZM212 139V140H213ZM0 140H2V139H0ZM45 140V139H44ZM62 140V139H61ZM60 140V141H61ZM70 140V139H69ZM87 140V139H86ZM102 140H104V139H102ZM102 140H101V142H102ZM118 140H120V139H118ZM144 140H147V137L144 139ZM143 140V141H144ZM151 140V139H150ZM149 140V141H150ZM158 140V141H159ZM168 140H169V138H168ZM175 140V139H174ZM203 140H204V138H203ZM217 140V139H216ZM215 140V141H216ZM27 141V140H26ZM32 141H33V139H32ZM82 141H83V139H82ZM92 141V140H91ZM140 141H142V140H140ZM156 141V140H155ZM161 141V140H160ZM160 141L158 142V143H160ZM172 141V140H171ZM187 141V140H186ZM207 141H210V140H207ZM62 142V141H61ZM72 142H73V140H72ZM77 142V141H76ZM136 142V141H135ZM137 142H139L138 140H137ZM151 142V141H150ZM193 142V141H192ZM36 143V142H35ZM70 143H71V140H70ZM113 143V142H112ZM146 143H148L147 141H146ZM157 143V142H156ZM174 143V142H173ZM178 143H180L179 142V140H178ZM177 143V144H178ZM188 143H190V142H188ZM199 143V142H198ZM215 143H217L218 144V142H215ZM68 144H69V142H68ZM67 144V145H68ZM72 144V143H71ZM70 144V145H71ZM78 144V143H77ZM139 144H140V142H139ZM162 144H164V142L162 143ZM166 144V143H165ZM193 144H195V143H192V146H193ZM209 144V143H208ZM220 144V143H219ZM7 145V144H6ZM18 145V144H17ZM62 145V144H61ZM103 145H104V142H103ZM102 145V146H103ZM115 145H116V143H115ZM119 145V144H118ZM167 145H168V143H167ZM171 145V144H170ZM174 145V144H173ZM185 145V144H184ZM69 146V145H68ZM73 146V145H72ZM75 146H76V144H75ZM78 146V145H77ZM92 146V145H91ZM90 146V147H91ZM117 146V145H116ZM125 146H126V144H125ZM141 146V145H140ZM162 146V145H161ZM165 146V145H164ZM163 146V147H164ZM178 146V145H177ZM177 146H176V148H177ZM209 146H212V145H209ZM62 147V146H61ZM70 147V146H69ZM68 147V148H69ZM87 147V146H86ZM90 147H89V149H90ZM127 147V146H126ZM132 147H133V145H132ZM66 148V147H65ZM73 148V147H72ZM79 148V147H78ZM114 148V147H113ZM165 148H167V147H165ZM170 148V147H169ZM168 148V149H169ZM213 148V147H212ZM211 148V149H212ZM56 149V148H55ZM58 149V148H57ZM62 149H63V147H62ZM61 149V150H62ZM89 149H87V150H89ZM93 149V148H92ZM144 149V148H143ZM160 149H162V147L161 148H159V150ZM171 149H173V147H171ZM178 149V148H177ZM59 150V149H58ZM61 150H60V152H61ZM72 150V149H71ZM75 149H73V151H74ZM117 150V149H116ZM120 150V149H119ZM127 150V149H126ZM132 150H133V148H132ZM163 150V149H162ZM166 150V149H165ZM81 151H82V149H81ZM164 151V150H163ZM257 151V150H256ZM9 152V151H8ZM7 152V153H8ZM77 152V151H76ZM87 152V151H86ZM89 152V151H88ZM91 152V151H90ZM92 152H94V149L92 150ZM189 152V151H188ZM55 153V152H54ZM53 153V154H54ZM73 153V152H72ZM84 153V152H83ZM32 154V155H31ZM86 154H88V153H85V155ZM160 154H161V151H160ZM166 154V153H165ZM168 154V153H167ZM173 154V153H172ZM174 154H176V152L174 153ZM173 154V155H174ZM178 154V153H177ZM28 155H31V160L29 161L28 160V162L26 163V166L28 167V168H25L24 170L22 169V173H23V177H26V176H28V172H29V170L30 169H36V171H37V173H39V174H41V173H44L45 172V169L46 168H44V167H49V162H50V159L46 156V155H41L40 156V152L37 150V148H35V147H31V149L29 150V154ZM107 155V154H106ZM142 155H143V153H142ZM157 155H158V153H157ZM162 155V154H161ZM169 155V154H168ZM167 155V156H168ZM69 156V155H68ZM73 156V155H72ZM71 156V157H72ZM88 156V155H87ZM119 156V155H118ZM122 156H124L125 157V154L123 155L122 154ZM133 156V155H132ZM137 156V155H136ZM145 156H146V154H145ZM148 156V155H147ZM153 156H155V154L153 155ZM152 156V157H153ZM159 156V155H158ZM158 156H156V158L158 157ZM171 156V155H170ZM169 156V157H170ZM113 157H115V155L113 156ZM165 157V156H164ZM163 157V158H164ZM68 158V157H67ZM145 158V157H144ZM151 158V157H150ZM150 158H148V159H150ZM155 158V159H156ZM161 158H162V156H161ZM174 158V157H173ZM16 159V158H15ZM55 159V158H54ZM53 159V160H54ZM114 159V158H113ZM146 159V163H147V158H145ZM184 159V158H183ZM213 159V158H212ZM100 160V159H99ZM98 160V161H99ZM104 160H106V159H104ZM118 160V159H117ZM117 160H116V162H117ZM143 160V157L141 158L140 157V161H142ZM151 160H153V159H150V161ZM159 160V159H158ZM157 160V161H158ZM164 160V159H163ZM168 160V159H167ZM175 160H177V159H175ZM182 160V159H181ZM11 161V160H10ZM85 161V160H84ZM107 161V160H106ZM155 160H153V162H154ZM168 161H170V160H168ZM167 161V162H168ZM183 161V160H182ZM69 162V161H68ZM137 163H139V161H136ZM135 162V163H136ZM134 163V164H135ZM210 163V162H209ZM17 164V163H16ZM37 164H41V165H37ZM140 164V163H139ZM138 164V165H139ZM152 164V163H151ZM141 166H142V164H140ZM144 165H147V164H144ZM143 165V166H144ZM150 165V164H149ZM168 165V164H167ZM38 166H42V167H40V169H37V167ZM71 166V165H70ZM104 166H105V164H104ZM108 166V165H107ZM125 166V165H124ZM136 166H137V164H136ZM148 166V165H147ZM170 166V165H169ZM175 166V165H174ZM173 166V167H174ZM16 167V166H15ZM123 167V166H122ZM126 167V166H125ZM130 167V166H129ZM145 167V166H144ZM168 167V166H167ZM14 168V167H13ZM12 168V169H13ZM105 168H109V167H105ZM139 169H140V167H138ZM143 168V167H142ZM141 168V169H142ZM150 168V167H149ZM60 169V168H59ZM146 169H148L147 167H146ZM165 169H166V167H165ZM172 169H174V168H172ZM136 170V169H135ZM143 170V169H142ZM228 170V169H227ZM57 171V170H56ZM107 171V170H106ZM125 171V170H124ZM131 171H132V169H131ZM172 171V170H171ZM3 172V171H2ZM76 172V171H75ZM116 172V171H115ZM129 172H130V170H129ZM142 172V171H141ZM145 172H146V170H145ZM165 172H167V171H165ZM170 172V171H169ZM168 172V173H169ZM104 173V172H103ZM108 173H110L109 171H108ZM132 173H134L133 171H132ZM132 173H130V174H132ZM136 173H138V172H136ZM168 173L166 174V176L168 175ZM173 173V172H172ZM179 173V172H178ZM1 174H3V173H1ZM0 174V175H1ZM8 174V173H7ZM12 174V173H11ZM113 174V173H112ZM115 174V173H114ZM129 174V176H131ZM135 174V173H134ZM105 175H106V173H105ZM122 175V174H121ZM172 175V174H171ZM175 175V174H174ZM180 175V174H179ZM74 176V175H73ZM90 176V175H89ZM101 176V175H100ZM111 176V175H110ZM118 176V175H117ZM135 176H137L136 174L134 175V177ZM139 176V175H138ZM144 176V175H143ZM146 177H147V174L145 175ZM75 177H76V175H75ZM105 177V176H104ZM126 177V176H125ZM102 178V177H101ZM108 178V177H107ZM115 178V177H114ZM137 178V177H136ZM139 178H141L140 176H139ZM144 178V177H143ZM1 179V178H0ZM50 179V178H49ZM78 179H79V177H78ZM112 179V178H111ZM111 179H110V181H111ZM121 179V178H120ZM131 179V178H130ZM145 179V178H144ZM143 179V180H144ZM167 179V178H166ZM169 179H171V177H169ZM176 179V178H175ZM13 180V179H12ZM92 180V179H91ZM133 180V179H132ZM131 180V181H132ZM136 180V179H135ZM141 179H139V181H140ZM178 180V179H177ZM67 181V180H66ZM99 181V180H98ZM142 181V180H141ZM140 181V182H141ZM168 181H172V180H168ZM93 182V181H92ZM106 182V181H105ZM173 182V181H172ZM101 183V182H100ZM107 183V182H106ZM128 183V182H127ZM133 183V182H132ZM138 183V182H137ZM142 183V182H141ZM144 183V182H143ZM170 182H168V184H169ZM125 184V183H124ZM147 184V183H146ZM76 185V184H75ZM103 185V184H102ZM116 185V184H115ZM133 185V184H132ZM136 185V184H135ZM143 185V184H142ZM114 186V185H113ZM119 186V185H118ZM131 186V185H130ZM137 186H138V184H137ZM147 186V185H146ZM81 187V186H80ZM85 187V186H84ZM84 187H82V188H84ZM106 187V186H105ZM138 187H140V183H139V186ZM144 187H145V185H144ZM167 187H168V185H167ZM14 188V187H13ZM109 187H107V190H109L108 189ZM110 188H111V186H110ZM120 188H121V186H120ZM123 188V187H122ZM135 188V187H134ZM134 188H131V189H134ZM141 188V187H140ZM149 188V187H148ZM147 187H146V189H148ZM69 189H72V188H69ZM68 189V190H69ZM117 189L118 188H116V191H117ZM138 190L137 191H140L139 190V188H137ZM145 189V188H144ZM2 190V189H1ZM13 190V189H12ZM79 190V189H78ZM87 190V189H86ZM112 190H113V188H112ZM124 190V189H123ZM128 190H129V188H128ZM142 190V189H141ZM73 191H75V190H73ZM80 191V190H79ZM116 191H114V192H116ZM120 191V190H119ZM130 191L131 190H129L128 191V194L130 193ZM177 191V190H176ZM69 192V191H68ZM68 192H67V195L69 196L70 194H68ZM89 192V191H88ZM112 192V191H111ZM114 192L111 194V195H114ZM121 192H122V190H121ZM125 192H126V188H125ZM142 192V191H141ZM144 192V191H143ZM66 193V192H65ZM85 192L83 191V194H84ZM133 193H134V191H133ZM133 193H132V195H133ZM45 194V193H44ZM176 194H178V193H176L175 192V195ZM2 195L3 194H1V197H2ZM115 195H116V193H115ZM114 195V196H115ZM117 195H119V194H117ZM125 195H126V197H127V192L125 193ZM125 195H124V197H125ZM131 194H130V197L132 196ZM142 195H144V194H142ZM173 195V194H172ZM20 196V195H19ZM61 197H62V195H60ZM108 196H110V195H108ZM88 197H90V196H88ZM111 197V196H110ZM113 197V196H112ZM122 197V196H121ZM125 197V198H126ZM175 197V196H174ZM84 198V197H83ZM128 198V197H127ZM33 199V198H32ZM85 199H87V198H85ZM106 199V198H105ZM109 199V198H108ZM107 199V200H108ZM117 199H119V198H117ZM2 200V199H1ZM50 200V199H49ZM28 201V200H27ZM86 201H88V200H86ZM103 201V200H102ZM101 199H100V202H99V205L101 204ZM30 202H33V201H30ZM29 202V203H30ZM104 203H105V201H103ZM86 203H88V202H86ZM135 203V202H134ZM176 203H178V202H176ZM132 204V203H131ZM175 204V203H174ZM5 205V204H4ZM88 205V204H87ZM98 205V208H100L101 206H99ZM140 205V204H139ZM131 206V205H130ZM173 206V205H172ZM171 206V207H172ZM36 207V206H35ZM97 207V206H96ZM176 207H178V206H176ZM104 208H105V206H104ZM112 208H113V206H112ZM134 208V207H133ZM20 209H22V207L20 208ZM101 210H103L102 208H100ZM109 209V208H108ZM108 209H106L107 210V213H109L108 212ZM99 210V209H98ZM106 210H103V211H106ZM133 210V209H132ZM176 210H177V208H176ZM102 211V212H103ZM175 211V210H174ZM46 212V211H45ZM86 212V211H85ZM99 212V211H98ZM26 213V212H25ZM87 213V212H86ZM90 213V212H89ZM133 213V212H132ZM91 214V213H90ZM93 214V213H92ZM102 216V215H101ZM100 216V217H101ZM110 217V216H109ZM113 217V216H112ZM45 221V220H44ZM98 222V221H97ZM47 225V224H46ZM7 227V226H6ZM67 228V227H66ZM90 228V227H89ZM72 230V229H71ZM68 231V230H67ZM130 231V230H129ZM7 232V231H6ZM72 235V234H71ZM75 237V236H74ZM139 238V237H138ZM181 238V237H180ZM178 239V238H177ZM75 240V239H74ZM132 240V239H131ZM160 240V239H159ZM195 240V239H194ZM130 241V240H129ZM158 241V240H157ZM143 242V241H142ZM182 242V241H181ZM71 244V243H70ZM75 244V243H74ZM139 245V244H138ZM137 246V245H136ZM135 246V247H136ZM174 246V245H173ZM108 247V246H107ZM150 247V246H149ZM166 247V246H165ZM139 248V247H138ZM169 248V247H168ZM105 249V248H104ZM107 249V248H106ZM110 249V248H109ZM115 249V248H114ZM117 249V248H116ZM133 249V248H132ZM132 249L130 248V250L132 251ZM134 249H136V248H134ZM129 250V251H130ZM194 250V249H193ZM102 251V250H101ZM104 251V250H103ZM102 251V252H103ZM161 251V250H160ZM119 252V251H118ZM134 252V251H133ZM171 252H173V251H171ZM170 252V253H171ZM111 253V252H110ZM112 253H113V251H112ZM125 253H127V252H125ZM86 254V253H85ZM109 254V253H108ZM122 254V253H121ZM128 254V253H127ZM142 254V253H141ZM91 255V254H90ZM119 255V254H118ZM138 255V254H137ZM117 256V255H116ZM115 256V257H116ZM124 256H126V255H124ZM129 256V255H128ZM132 256V255H131ZM84 257V256H83ZM106 257H108V256H106ZM105 258V257H104ZM139 259V258H138ZM179 259V258H178ZM75 260V259H74ZM80 260V259H79ZM104 260V259H103ZM114 260V259H113ZM125 260V259H124ZM120 262V261H119ZM72 263V262H71ZM76 263V262H75ZM80 263V262H79ZM141 263V262H140ZM139 263V264H140ZM117 264H119V263H117ZM128 264V263H127Z\"/></svg>","mask_w":264,"mask_h":264}]
</instances>
